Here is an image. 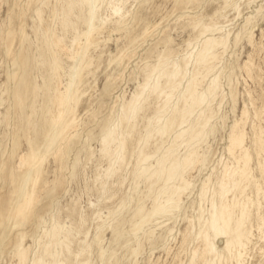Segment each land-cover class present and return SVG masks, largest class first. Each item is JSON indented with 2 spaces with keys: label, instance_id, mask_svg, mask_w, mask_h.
Returning <instances> with one entry per match:
<instances>
[{
  "label": "rangeland",
  "instance_id": "374dc122",
  "mask_svg": "<svg viewBox=\"0 0 264 264\" xmlns=\"http://www.w3.org/2000/svg\"><path fill=\"white\" fill-rule=\"evenodd\" d=\"M98 2L0 0V264H264V0ZM213 221L232 241L207 255Z\"/></svg>",
  "mask_w": 264,
  "mask_h": 264
},
{
  "label": "bare ground",
  "instance_id": "6f19581e",
  "mask_svg": "<svg viewBox=\"0 0 264 264\" xmlns=\"http://www.w3.org/2000/svg\"><path fill=\"white\" fill-rule=\"evenodd\" d=\"M87 4H89L92 8H93V6H95V4L98 2V0H84ZM99 3V2H98ZM86 5V4H85ZM70 8V7H69ZM91 8V9H92ZM71 12V11H70ZM94 12L95 11H93V10H91V16H90V23L91 24H93L92 22L94 21V17H95V15H94ZM91 28H92V25L90 26V31H91ZM93 29V28H92ZM214 30V28H213V26H211V25H208V26H204V27H202V28H199L198 30H199V33L200 34H203V33H205L207 30ZM101 30V29H100ZM99 32V31H98ZM90 33V32H89ZM89 35V34H88ZM94 35V34H93ZM91 38H93V37H91ZM95 39V38H94ZM92 40V39H91ZM96 41V40H95ZM94 41V42H95ZM206 41V40H205ZM91 42V41H90ZM224 42L223 41H217V40H214V41H212V40H207L205 43H203V47H202V49L201 50H199L198 52L199 53H197V56H196V59H195V63H194V69H195V71H193V73H192V78H191V81L189 82V79L187 80L188 81V85H186V93L183 95V97L182 98H184L187 94L188 95H192L193 96V94H194V92H195V89H196V84L194 85V83H193V81L194 80H196L197 79V75H199V72H200V70L201 69H203V68H208L209 70L211 69V66H212V63H213V61L215 60V58H216V49H217V47H219L221 44H223ZM224 44H226V43H224ZM187 63H189V61H187ZM163 64V63H162ZM159 67V66H158ZM86 68H88V67H86ZM158 69V68H157ZM168 69V68H167ZM167 69H165V70H167ZM177 69V68H176ZM175 70V69H174ZM180 70V69H179ZM207 70V69H206ZM208 70V71H209ZM154 71H155V69H154ZM158 71V70H157ZM164 71V70H163ZM169 72V71H168ZM168 72L167 71H165L164 73L162 72V74H163V76L165 77L166 76V80H165V87L166 88H168L169 90H171L172 91V93H173V91L175 90V89H177L176 88V86L178 85L177 84V82L175 81V78L173 77V76H171L170 74H168ZM178 72V71H177ZM205 71H203V73H204ZM155 73H156V71H155ZM202 73V74H203ZM160 74V73H159ZM178 75H180L181 76V78L179 77L178 79H184V77H186V74H187V72L186 71H181V72H178L177 73ZM175 75H176V73H175ZM189 75V74H188ZM207 76V75H206ZM159 77H161V76H159ZM196 77V79H194ZM200 77V76H199ZM188 78V77H187ZM194 79V80H193ZM74 80V79H73ZM159 80V79H158ZM186 80V79H185ZM59 81V80H58ZM160 83V82H159ZM158 84V83H157ZM159 85V84H158ZM210 86H209V89H208V93L210 94V95H215L216 94V92H217V90H218V83H217V81L216 80H214L211 84H209ZM160 86H161V84H160ZM181 86V85H180ZM153 87H154V85H153ZM152 87V88H153ZM157 88V87H156ZM163 88V87H162ZM165 88V89H166ZM147 89V88H146ZM145 90V89H144ZM157 90V89H156ZM151 91V90H150ZM153 91V90H152ZM160 91H162V90H160ZM155 92V91H154ZM158 92V91H157ZM156 92V93H157ZM166 92V91H165ZM175 92V91H174ZM166 93H168V92H166ZM182 93V92H181ZM180 93V94H181ZM200 93V92H199ZM141 94H143V93H141ZM137 95L136 97H134V99L132 100V102L127 106V108H126V112H128V114H129V116L132 118L133 116H135L136 115V113H139L138 111L140 110V108L141 107H139L138 105L140 104H138V102H139V100H140V98L143 96V95ZM145 94H146V92H145ZM61 95V94H60ZM163 95H165V94H163ZM172 95H174V94H172ZM69 94H67V96L64 98L63 96L60 98V99H58V106L60 107V108H58V109H60V115H62V109H63V107L67 104V102H68V98H69ZM141 96V97H140ZM170 96V95H169ZM169 96H167V95H165V97L163 98V102H162V104L164 103V106L168 103V101L170 100V97ZM180 96V95H179ZM195 96V95H194ZM207 96V95H206ZM216 96V95H215ZM188 97V96H187ZM187 97H185V98H187ZM59 98V97H58ZM193 98V97H192ZM206 97H205V95L204 94H202V95H200V96H198L196 99H195V101H193L194 103L192 104V106H191V108L190 109H188V111H186L184 114H183V116H182V118H180L181 120H180V122L179 123H181V124H184V123H187L188 121H189V119H190V117L192 116V114L196 111V110H198L203 104H204V102H205V99ZM215 98V97H214ZM55 99V98H54ZM162 99V98H161ZM179 99V98H178ZM208 99V98H207ZM187 100V99H186ZM182 101V100H181ZM144 102V101H143ZM179 102V101H178ZM208 102V101H207ZM69 103V102H68ZM209 103H211V102H209ZM187 104H188V102H187ZM187 104H186V106H187ZM55 105H56V103H55ZM206 104H204V106H205ZM211 105H212V103H211ZM160 106V105H159ZM170 106V105H169ZM176 106V105H175ZM190 106V105H189ZM203 106V107H204ZM163 107V106H162ZM172 107V106H171ZM203 107H201V108H203ZM143 108V107H142ZM178 108V107H177ZM186 108V107H185ZM124 109V108H123ZM201 110V109H200ZM124 111V110H123ZM167 111V110H166ZM176 111V110H175ZM181 111V110H180ZM206 111V110H205ZM211 111V110H210ZM181 113V112H180ZM202 113V112H201ZM209 113V112H208ZM126 114V113H125ZM170 114V113H169ZM175 114H176V112H175ZM210 114V113H209ZM202 115V114H201ZM56 116V115H55ZM161 116V115H160ZM162 116H165V115H162ZM199 116V115H198ZM61 116H57L56 118H55V124L57 125L58 124V122H59V120L61 119L60 118ZM159 117V116H158ZM173 117V116H172ZM170 118V117H169ZM174 118V117H173ZM127 119V118H126ZM133 119V118H132ZM160 119V118H159ZM177 119V118H176ZM193 119V118H192ZM200 119V118H199ZM164 120V119H163ZM171 120V119H170ZM62 121V120H61ZM60 121V122H61ZM177 121V120H176ZM195 121V120H194ZM161 122V121H160ZM163 122V121H162ZM202 122H204V119H203V121ZM156 123V122H155ZM177 123V122H176ZM197 123V121L195 122V124ZM66 124V123H65ZM157 124V123H156ZM188 124V123H187ZM193 124V123H192ZM201 124V123H200ZM203 124V123H202ZM70 125V124H69ZM73 125V124H72ZM133 125V124H132ZM160 125V124H159ZM158 125V126H159ZM174 125V123L172 122V121H167L166 122V124L163 126V127H160L159 128V130H157L158 131V134H163V133H168L167 131H169V129H171V127ZM61 126V125H60ZM71 126V125H70ZM191 126H193V125H191ZM197 127H199V126H197ZM202 127V126H201ZM69 128V127H68ZM176 128V127H175ZM174 128V129H175ZM192 128V127H191ZM154 129V128H153ZM173 129V128H172ZM61 130V129H60ZM69 131V130H68ZM171 131H173V130H171ZM170 131V132H171ZM189 130H187V132H188ZM194 131H195V129H194ZM66 132V131H65ZM186 132V131H185ZM184 132V133H185ZM197 132V131H196ZM117 134V133H116ZM157 134V133H156ZM64 135V134H63ZM155 135V134H154ZM164 135H166V134H164ZM163 135V136H164ZM178 135V134H177ZM180 135V134H179ZM188 135V134H187ZM192 135H194V134H192ZM192 135H190V137L192 136ZM55 136V135H54ZM151 136V135H150ZM157 136V135H156ZM159 136V135H158ZM185 136V135H184ZM58 137V136H57ZM153 137V136H152ZM178 137V136H177ZM177 137H176V139H177ZM180 137V136H179ZM181 138V137H180ZM112 139H113V137H112V134H109V135H107L106 136V138H105V142H111L112 141ZM115 139V138H114ZM113 139V140H114ZM198 140V139H197ZM148 141H149V139H148ZM190 141V140H189ZM195 141V140H194ZM232 142L235 144V143H237L238 144V146L239 145H242V143H243V136L241 135V134H238V135H236V136H234L233 138H232ZM149 143V142H148ZM192 143V142H191ZM103 144H105V143H103ZM237 146V145H236ZM174 148V147H173ZM176 148V147H175ZM172 153V152H171ZM171 153H170V155H171ZM36 156V155H35ZM173 156H174V154L172 155V158H173ZM169 157V156H168ZM35 158V160H36V157H34ZM149 158V156H144L143 157V160H147ZM171 158V157H170ZM171 158V159H172ZM141 159H142V157H141ZM176 159V158H175ZM191 159V158H190ZM28 160V159H27ZM166 160V159H165ZM34 161V160H33ZM173 161H174V159H173ZM185 161H187L186 159H185ZM184 161V162H185ZM167 162H168V159H167ZM166 163V162H165ZM171 163V162H170ZM187 163V162H186ZM173 165H172V167H171V169H170V171H169V173H168V178H169V180L170 179H172L175 175H177V173H178V170H180V168L182 167L181 165H179L178 164V162L177 163H172ZM183 165V164H182ZM163 166H165V165H163ZM189 166V165H188ZM194 166V165H193ZM158 169H159V166H158ZM157 169V170H158ZM156 170V172H155V176H162L163 175V170L162 171H160V170H158L157 171ZM151 171V170H150ZM182 171V170H181ZM165 172H166V170H165ZM154 175H153V177H154ZM165 176L166 175H164V178H165ZM38 177V176H37ZM163 177V176H162ZM40 178V177H39ZM161 180H162V178H161ZM169 182V181H168ZM35 184H37V183H35ZM176 185V184H175ZM183 185V184H182ZM181 185V186H182ZM229 186V184L227 185V184H225V185H223L222 186V191L224 192L226 189H227V187ZM173 187V186H172ZM180 188V187H179ZM177 189V190H175V192L176 191H178V190H180V189H182V187L180 188V189ZM180 192V191H179ZM164 193H165V191H164ZM170 193V192H169ZM178 194V193H177ZM221 194V193H220ZM225 195V194H224ZM33 196V195H32ZM173 196V195H172ZM162 197H163V195H162ZM165 197V196H164ZM168 197V196H167ZM158 198H159V196H158ZM166 198V197H165ZM32 199V198H31ZM173 199V198H172ZM175 199V198H174ZM175 200H177V199H175ZM156 201V200H155ZM169 201H171V200H169ZM34 202V201H33ZM172 202V201H171ZM173 203H174V201H173ZM173 203H171V204H173ZM32 204V200L30 201V205ZM161 205V204H160ZM174 205V204H173ZM158 206V205H157ZM163 206V205H162ZM161 206V207H162ZM172 206V205H171ZM166 209V208H165ZM224 209V208H223ZM215 210V209H214ZM143 211V210H142ZM159 212H161V209H159L158 207H156L155 209H154V212L153 213H159ZM168 212V211H167ZM227 212V211H226ZM140 213H141V211H140ZM215 214H216V212H215ZM224 214V213H223ZM138 215V214H137ZM158 215V214H157ZM140 216V215H139ZM149 216H151V215H149ZM156 216V215H155ZM223 216V215H222ZM154 217V216H153ZM246 218V217H245ZM244 218V219H245ZM150 218H148V220H149ZM243 219V220H244ZM141 222H143V221H141ZM145 222V221H144ZM216 222V221H215ZM214 221H213V223H212V225H211V228L214 230V238L212 239L211 238V236L210 235H207L206 237H205V243H206V245H205V251H204V254H213L216 250V248H215V243H214V240H215V238H219L220 240H222L223 241V244H224V250L225 251H229V249H230V245H231V239H230V236H229V234H228V232L227 231H221L220 232V230L219 229H217V226H216V223H215ZM244 223V222H243ZM242 223V220H241V222H239V223H237V230H236V235H239L240 233H241V224H243ZM223 224H225L226 225V227L227 228H229L230 227V220L228 221V222H225V223H223ZM140 226V225H139ZM242 234V233H241ZM56 235V234H55ZM57 236V235H56ZM55 243V242H54Z\"/></svg>",
  "mask_w": 264,
  "mask_h": 264
}]
</instances>
